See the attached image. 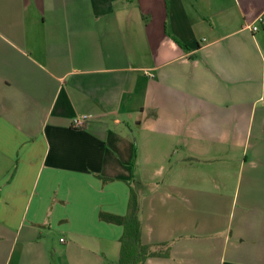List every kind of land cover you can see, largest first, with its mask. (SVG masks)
Here are the masks:
<instances>
[{
  "label": "crops",
  "instance_id": "1",
  "mask_svg": "<svg viewBox=\"0 0 264 264\" xmlns=\"http://www.w3.org/2000/svg\"><path fill=\"white\" fill-rule=\"evenodd\" d=\"M131 189L145 264H264V0H0V264H117Z\"/></svg>",
  "mask_w": 264,
  "mask_h": 264
},
{
  "label": "trees",
  "instance_id": "2",
  "mask_svg": "<svg viewBox=\"0 0 264 264\" xmlns=\"http://www.w3.org/2000/svg\"><path fill=\"white\" fill-rule=\"evenodd\" d=\"M152 116L156 117V113ZM102 180L109 181L108 179ZM99 218L102 221L123 227L117 264H145L149 258H161L169 255L168 244L148 246L142 243L140 202L138 195L133 189L130 190L129 203L125 216L101 213Z\"/></svg>",
  "mask_w": 264,
  "mask_h": 264
},
{
  "label": "built area",
  "instance_id": "3",
  "mask_svg": "<svg viewBox=\"0 0 264 264\" xmlns=\"http://www.w3.org/2000/svg\"><path fill=\"white\" fill-rule=\"evenodd\" d=\"M259 21H262V18H260ZM245 28L249 31H252V32L259 31L258 26H253L251 24H247L245 26ZM91 119H92V116L87 115V114L77 116V117L72 119L71 126H72V128H75V129H83Z\"/></svg>",
  "mask_w": 264,
  "mask_h": 264
},
{
  "label": "rangeland",
  "instance_id": "4",
  "mask_svg": "<svg viewBox=\"0 0 264 264\" xmlns=\"http://www.w3.org/2000/svg\"><path fill=\"white\" fill-rule=\"evenodd\" d=\"M133 186L137 190H139L141 188V184L138 182L137 179H136V182L133 183ZM54 261H56V259H54Z\"/></svg>",
  "mask_w": 264,
  "mask_h": 264
}]
</instances>
